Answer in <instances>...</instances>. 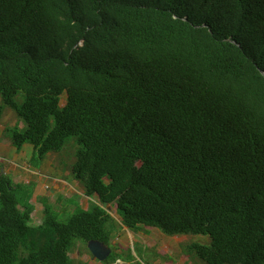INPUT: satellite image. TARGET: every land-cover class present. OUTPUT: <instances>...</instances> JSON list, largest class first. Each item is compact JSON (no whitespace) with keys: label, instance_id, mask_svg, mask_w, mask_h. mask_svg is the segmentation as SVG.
<instances>
[{"label":"trees","instance_id":"16d2710c","mask_svg":"<svg viewBox=\"0 0 264 264\" xmlns=\"http://www.w3.org/2000/svg\"><path fill=\"white\" fill-rule=\"evenodd\" d=\"M6 108L35 159L77 138L92 204L62 221L41 198L32 224L33 183L1 173L0 264L112 249L106 202L131 231L209 236L183 244L190 261L264 264V0H0V122Z\"/></svg>","mask_w":264,"mask_h":264},{"label":"rangeland","instance_id":"374dc122","mask_svg":"<svg viewBox=\"0 0 264 264\" xmlns=\"http://www.w3.org/2000/svg\"><path fill=\"white\" fill-rule=\"evenodd\" d=\"M18 102L22 100V93L19 94L17 98ZM61 104H65V97L62 99ZM11 111L10 108H6L5 117ZM11 118H14V122L11 123L7 128H14L16 125H19L20 129H25L27 123L24 120H19L17 115L12 112L10 115ZM5 119V118H4ZM16 119V120H15ZM12 122V119L9 120ZM3 126L0 125V129ZM2 136V134H1ZM3 138L11 139L9 131L3 132ZM79 148V144L77 142V138L75 136H70L64 145L63 149L59 152H54L55 157L57 159L58 165L65 169V172L68 171L67 175L70 179H72L73 174L71 176L69 172L72 170L73 162L75 161L76 151ZM37 159H33L31 162L34 165H41L40 163H36ZM18 176H21L18 174ZM23 179V176H21ZM21 179L13 180L14 184L21 186L27 185V182H23ZM73 181V180H72ZM35 183H33L34 185ZM67 186L62 189H57L54 192L42 191L40 194L48 195L49 202L52 206L56 208L59 213L60 219L63 221L67 220L71 215V211L74 208L73 205L69 203L80 202L84 207H88L89 198L84 194V188L82 184L78 181H73L72 183L66 184ZM24 188V187H23ZM33 188V186H32ZM29 189V188H28ZM78 193V194H77ZM62 199H60V197ZM36 198V196H34ZM71 197V198H70ZM69 199L72 201L70 202ZM40 201V200H39ZM41 204L36 205L35 211L32 213L34 220H32V224H39L41 222L40 218H42L43 210ZM111 214L117 220V230L114 233L115 239L113 243H115V247H112L113 256H118L119 260L124 264H203V262L199 259H195L194 256H197L194 252L192 253V259L190 261L183 248V244L188 245L192 236V239L196 241L205 242L209 240V236L205 235H173V236H163L160 231L157 229L151 230V232H147L146 230H139L136 232H132L128 227L121 223L120 216L118 215L116 209L112 206L109 209ZM129 236V238H128ZM132 240H134L132 242ZM136 240V241H135ZM138 240L146 241L147 244H141ZM120 244V252L116 254L115 248L116 244ZM115 252V253H114ZM72 256L75 260V264H106L103 262L97 261V259L93 258V256L89 253L87 248L78 243L75 246ZM170 259V260H169ZM173 260V261H171ZM189 260V261H188ZM119 263V262H118ZM110 262V264H118Z\"/></svg>","mask_w":264,"mask_h":264},{"label":"crops","instance_id":"0c3cea01","mask_svg":"<svg viewBox=\"0 0 264 264\" xmlns=\"http://www.w3.org/2000/svg\"><path fill=\"white\" fill-rule=\"evenodd\" d=\"M4 118L5 119L0 122V125L3 126V128L0 129V174L5 173L13 180H16L17 178L21 179V176H23V179H21L23 182L31 184L35 183L31 202L35 205V208L36 205L41 204L43 210V201L47 200V202H49V196L40 194L42 191L44 192L47 190V192L50 191V193L54 192L57 189H62L67 186L66 184L72 183L75 179L71 176V171L69 174L72 179L68 177V171L65 172V169L62 168L61 165H58V158L56 159L54 152H49L42 159L39 158L36 163L41 162L40 166L34 165L31 162L35 159V148L33 144L25 143L21 148H17L11 143L10 139L3 138V132L7 130V127L11 123L14 122V118H11L9 113ZM10 119H12V122L9 121ZM18 174L21 176H18ZM34 196H36V198ZM62 197L63 196H61L60 199H62ZM41 198L44 200H41ZM42 218H40V220ZM32 220H34L33 215ZM133 241L134 240H132V242ZM138 242L141 244H147L146 241L138 240Z\"/></svg>","mask_w":264,"mask_h":264},{"label":"water","instance_id":"95a60500","mask_svg":"<svg viewBox=\"0 0 264 264\" xmlns=\"http://www.w3.org/2000/svg\"><path fill=\"white\" fill-rule=\"evenodd\" d=\"M104 207L107 209L112 208L109 202H106ZM88 247L93 255V258L99 259L101 261L105 260L112 252V249L109 245H106L99 240H90L88 242Z\"/></svg>","mask_w":264,"mask_h":264},{"label":"clouds","instance_id":"9594fccd","mask_svg":"<svg viewBox=\"0 0 264 264\" xmlns=\"http://www.w3.org/2000/svg\"><path fill=\"white\" fill-rule=\"evenodd\" d=\"M118 262H119V263H118ZM113 263L124 264V263H126V261L122 263V262L119 260V258H117L115 261H113ZM128 264H129V262H128Z\"/></svg>","mask_w":264,"mask_h":264}]
</instances>
